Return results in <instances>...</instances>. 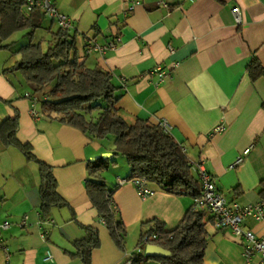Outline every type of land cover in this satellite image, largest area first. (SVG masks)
<instances>
[{
	"label": "crops",
	"instance_id": "0c3cea01",
	"mask_svg": "<svg viewBox=\"0 0 264 264\" xmlns=\"http://www.w3.org/2000/svg\"><path fill=\"white\" fill-rule=\"evenodd\" d=\"M139 1L126 12V0H54L70 17V32L76 34L86 64L112 74L121 94L119 114L126 121L141 118L159 125L167 120L168 133L182 145L196 177L203 166L229 202H259L264 195V76L252 81L247 67L254 56L264 65V0H165L169 9L159 5L160 0ZM235 6L241 10L240 23L232 12ZM55 24L59 28L47 17L40 29L50 37ZM14 35L6 42L15 41L13 49L27 42L19 43ZM117 37L116 49L85 54L89 42L104 45ZM20 58L0 48V125L18 117L17 138L30 143L36 157L52 166L58 193L67 205L51 209L54 223L40 224L39 165L0 136V222H11L10 228L0 229V264H84L75 242L86 236L87 226L100 235L92 264H126L141 234L150 228L149 221L156 218L167 230L176 228L194 198L157 186L154 195L142 198L131 182L119 184L130 166L119 170L110 165L102 177L114 189L116 217L126 224L120 248L86 189L90 162L110 153L106 158L118 163L114 138H94L61 122L56 114L44 113L40 103L52 85L34 92L20 72L10 71ZM161 71L166 75L160 76ZM26 93L37 100V119ZM221 124L226 130L216 133ZM239 156L241 163L232 167ZM25 215L28 223L20 226ZM245 226L264 235V221L249 217ZM45 230L47 239L42 236ZM206 230V264H247L240 238L217 228L213 217ZM48 252L52 260L45 259ZM153 263L161 264L143 262Z\"/></svg>",
	"mask_w": 264,
	"mask_h": 264
},
{
	"label": "trees",
	"instance_id": "16d2710c",
	"mask_svg": "<svg viewBox=\"0 0 264 264\" xmlns=\"http://www.w3.org/2000/svg\"><path fill=\"white\" fill-rule=\"evenodd\" d=\"M26 1L0 0V48L21 55L10 71L20 72L34 92H42L52 85L48 97L40 103L43 112L50 117L56 114L55 118L61 122L94 138L113 136L115 155L125 156L130 166L128 180L145 178L152 187L157 186L172 194L200 196V179L194 175L182 145L158 124L141 118L129 123L119 114L117 104L121 94L112 74L86 64L85 58L79 55L75 33L59 27L52 33L46 48L43 40L35 41V33L47 16L40 8L27 11ZM21 30H27V42L13 49L16 42H6ZM247 69L252 81L264 76V65L256 56ZM18 128V117L8 118L0 125V136L7 145L18 147L27 159L39 165L40 212L46 219L51 216L53 207L67 205V202L58 193L52 166L36 157L30 143L17 138ZM112 161L100 157L88 164L90 177L86 181V189L110 235L120 248H124L126 224L116 217L114 189H110L102 177V172L115 162ZM211 219L207 209L194 202L180 224L172 230H167L159 219L149 221L151 226L141 234L138 246L144 247L143 241L148 238L149 242L171 251L172 255L161 258L146 256L145 252H133L132 264H143L148 260H157L161 264H206V225ZM85 229L86 236L75 245L84 264H92V252L100 245V235L94 226ZM155 233L158 237L153 239Z\"/></svg>",
	"mask_w": 264,
	"mask_h": 264
},
{
	"label": "built area",
	"instance_id": "2783aa9c",
	"mask_svg": "<svg viewBox=\"0 0 264 264\" xmlns=\"http://www.w3.org/2000/svg\"><path fill=\"white\" fill-rule=\"evenodd\" d=\"M126 1L128 2L126 12H130L136 7V5L140 4L139 0ZM158 4L167 9L171 7V5L165 0H160ZM35 8H40L47 17L56 21L59 27L68 30L72 28V21L70 17L59 10L54 0L26 1L27 11H32ZM232 12L236 21L240 23L242 21V15L239 6L233 7ZM119 41L120 38L117 37L115 40H111L104 45H101L95 41L89 42L85 48V54L88 55L92 52L104 54L107 52V50L116 49ZM165 75L166 72L161 71L160 76ZM26 96L31 98L33 101L34 106L31 113L37 119L39 117V113L35 107V103L37 102V100L30 93H26ZM159 125L168 132L170 125L167 120H162ZM225 130L226 126L223 124L217 126L214 129L216 133H223ZM248 151L249 150L247 149L244 153H247ZM242 159L243 157L239 156L232 164V167H235L239 163H241ZM199 179L202 186V192L200 196L194 197V202L198 206L204 207L208 212L211 213L214 225L217 228L229 229L233 233V235L242 240V255L247 264H264V235H258L253 229L247 228L245 226V220L249 217L253 218L257 222L264 221V197H262V199L257 203L242 206L237 202H229L223 196V194L216 188L215 181L212 178L211 174L203 166H200L199 168ZM128 181L134 185L137 194L142 198L154 195L156 192V189L152 187L145 178H133L130 180H128L127 178L121 179L119 181V184H124ZM27 223L28 216L25 215L21 220L20 226H26ZM52 223H54V221L51 217L46 219H43L41 217L40 219L41 225H49ZM10 226L11 222L9 220L0 222V229L2 230L10 228ZM47 235V231H43L42 236L44 237V239H47ZM157 237V233L153 234L152 236L153 239ZM143 242L145 246H137L135 252H145L146 245L152 244L151 242H149L148 238H145ZM132 254L129 256L126 264H132ZM53 257V254L51 252H48L45 259L52 260Z\"/></svg>",
	"mask_w": 264,
	"mask_h": 264
},
{
	"label": "rangeland",
	"instance_id": "374dc122",
	"mask_svg": "<svg viewBox=\"0 0 264 264\" xmlns=\"http://www.w3.org/2000/svg\"><path fill=\"white\" fill-rule=\"evenodd\" d=\"M54 30L56 31L57 29H58V27H57V25L55 24L54 25ZM42 37H44L43 38V46H44V48H46L47 47V45H48V43H49V41L52 39V33H50V37H48V35H47V33L45 32V31H43V30H41V29H38L37 31H36V33H35V41H38V40H40ZM14 40H16V41H18L19 43H22L21 41H27V30H21V31H18L17 33H16V35H14ZM24 43V42H23ZM20 75H21V73H20ZM22 76V75H21ZM25 80V79H24ZM49 87V86H48ZM47 88V87H46ZM45 88V89H46ZM31 89L33 90V88L31 87ZM31 91V90H30ZM111 138H113V136H111ZM107 141H109V139H107ZM104 154H102V156H103ZM116 157H117V159H118V163H111V166L112 167H114V166H116V167H118L119 168V170L123 167V169H125L126 168V166H129L128 165V161H127V159H126V157L125 156H123V155H116ZM126 170H124V172H125ZM154 264V263H153Z\"/></svg>",
	"mask_w": 264,
	"mask_h": 264
},
{
	"label": "water",
	"instance_id": "95a60500",
	"mask_svg": "<svg viewBox=\"0 0 264 264\" xmlns=\"http://www.w3.org/2000/svg\"><path fill=\"white\" fill-rule=\"evenodd\" d=\"M111 154L110 153H105L103 155L104 158L109 157ZM145 255L146 256H151V257H169L172 255L171 251L163 248L160 245L157 244H148L145 247Z\"/></svg>",
	"mask_w": 264,
	"mask_h": 264
}]
</instances>
